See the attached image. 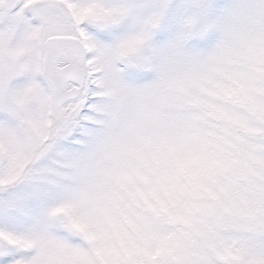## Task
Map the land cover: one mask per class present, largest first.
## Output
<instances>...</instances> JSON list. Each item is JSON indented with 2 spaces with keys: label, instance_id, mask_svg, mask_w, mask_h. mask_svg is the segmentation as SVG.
<instances>
[{
  "label": "snow or ice",
  "instance_id": "1",
  "mask_svg": "<svg viewBox=\"0 0 264 264\" xmlns=\"http://www.w3.org/2000/svg\"><path fill=\"white\" fill-rule=\"evenodd\" d=\"M0 264H264V0H0Z\"/></svg>",
  "mask_w": 264,
  "mask_h": 264
}]
</instances>
